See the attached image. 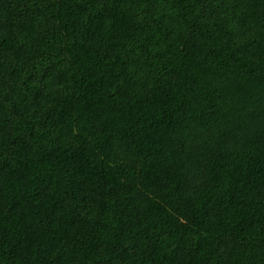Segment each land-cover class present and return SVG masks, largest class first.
Segmentation results:
<instances>
[{
    "label": "trees",
    "instance_id": "16d2710c",
    "mask_svg": "<svg viewBox=\"0 0 264 264\" xmlns=\"http://www.w3.org/2000/svg\"><path fill=\"white\" fill-rule=\"evenodd\" d=\"M0 264H264V0H0Z\"/></svg>",
    "mask_w": 264,
    "mask_h": 264
}]
</instances>
